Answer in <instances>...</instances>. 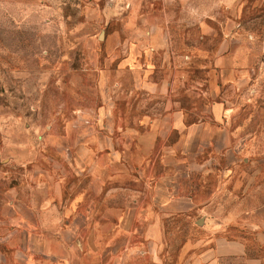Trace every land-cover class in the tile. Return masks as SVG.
Listing matches in <instances>:
<instances>
[{
    "label": "rangeland",
    "instance_id": "rangeland-1",
    "mask_svg": "<svg viewBox=\"0 0 264 264\" xmlns=\"http://www.w3.org/2000/svg\"><path fill=\"white\" fill-rule=\"evenodd\" d=\"M109 2L113 0H0V264H54L26 252L23 225L32 221L41 229L43 222L42 230H49L46 221L72 214V202L82 195H72L70 187L81 190L87 184L76 182L75 165L66 157L83 140L119 135L115 120L127 128L124 132L136 128L143 116L134 109L166 104L163 97L136 93L134 73L111 64L112 54L100 37L117 26V21H100ZM181 14L185 18L174 23L173 31L178 53L185 57L171 73L184 81L173 85L171 102L188 112L187 122L199 118L195 107H212L216 99H227L234 112L225 130L218 131L205 111L201 117L214 130L185 148V163H172L188 168L182 184L198 205L171 221L165 252L156 261L179 264L183 247L191 245L183 262L188 264L218 236L246 243V260L227 258L223 264H264V0H237L232 20L221 8L216 20L202 24L189 11ZM232 25L235 62L241 67L248 62L256 70L242 88L224 84L226 70L216 66L214 57ZM121 74L124 82L118 85ZM111 108L117 114L108 113ZM138 132L144 138L148 133ZM168 135L171 142L180 137L175 131ZM159 149L156 145L154 153ZM56 179L62 184V204L52 209L45 201L56 193ZM115 181L113 185L138 188L145 180L122 174ZM137 196L117 194L106 202L126 204ZM101 229L106 233L111 228Z\"/></svg>",
    "mask_w": 264,
    "mask_h": 264
},
{
    "label": "crops",
    "instance_id": "crops-1",
    "mask_svg": "<svg viewBox=\"0 0 264 264\" xmlns=\"http://www.w3.org/2000/svg\"><path fill=\"white\" fill-rule=\"evenodd\" d=\"M236 1L113 0L104 7L100 21L107 25L111 20L117 21L111 32L100 34L106 51L112 54L111 64L116 63L119 69L134 73L131 81L134 84L132 90L136 93L146 92L152 99L163 97L166 104L134 109V114L143 116L137 118L136 128L124 132L127 128L115 120L113 125L120 129L119 135H104L96 141L83 140L77 151L66 157L75 165L76 182H86L87 186H82L81 190L78 185L70 187L72 195L81 194L82 198L72 202L70 216L46 221L49 230H42L43 222H40L41 229H36L38 224L32 221L23 225L27 253L41 255L54 264H76V261L91 264L89 260L93 264H108V258L121 259L117 264H124L122 259L126 257L141 260V263L134 264H144L142 259L148 260L146 264H157L156 260L165 252V243L168 242L166 228L176 216L198 205L193 193L182 184L187 179L188 168L185 165L172 166V163H185V148L195 145L197 140H202L204 133L214 130L208 122L217 126L218 131H224L227 117L234 112L227 99H216V105L212 107H195L193 113L199 118L187 122L188 112L171 102L173 85L184 81L181 76L173 75L171 69L181 67V57L182 60L185 57L178 53L175 44L174 23L185 18L181 14L185 11L191 12L192 18L201 24L202 20H216L220 8L232 20ZM226 29V38L215 48L216 66L226 70L223 76L225 85L242 88L252 80L256 70L248 62L242 67L235 62V28L232 25ZM117 79L118 85L124 82L122 74ZM108 111L117 114L115 108ZM205 111L211 116V122L201 117ZM142 129L148 131L145 138L138 132ZM171 131L181 137L177 142L170 141L168 133ZM188 139L194 143L188 145ZM156 145L160 149L154 153ZM102 174L103 178H99ZM122 174L135 181H145L138 188L116 184V177ZM54 182L56 193L53 189L52 198L45 201L46 207L52 209L61 206L63 195L61 182L58 179ZM91 182L94 187H91ZM123 193L138 196L126 204L106 202L107 196ZM91 194L94 199H91ZM109 211L113 216H107ZM103 227L111 229L103 233ZM208 245L204 254L191 256L188 264H223L227 258L246 260L244 241L216 236ZM190 247H183L179 264H183Z\"/></svg>",
    "mask_w": 264,
    "mask_h": 264
}]
</instances>
